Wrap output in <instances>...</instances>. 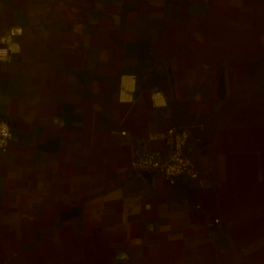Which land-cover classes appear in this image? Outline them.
<instances>
[{"label": "crops", "instance_id": "crops-1", "mask_svg": "<svg viewBox=\"0 0 264 264\" xmlns=\"http://www.w3.org/2000/svg\"><path fill=\"white\" fill-rule=\"evenodd\" d=\"M0 2V35L24 29L0 63V264H264V122L231 118L264 58V0ZM173 125L202 184L131 169Z\"/></svg>", "mask_w": 264, "mask_h": 264}, {"label": "built area", "instance_id": "built-area-1", "mask_svg": "<svg viewBox=\"0 0 264 264\" xmlns=\"http://www.w3.org/2000/svg\"><path fill=\"white\" fill-rule=\"evenodd\" d=\"M1 12V2H0ZM24 34L23 27L9 28L8 32L0 35V63H10L21 53V44L18 38ZM137 94V77L135 75H122L118 99L121 103L134 104ZM154 107H166L167 101L161 92L151 95ZM13 133L9 123L3 119L0 92V151H7ZM143 149L138 157L131 163V169L141 175L143 172H152L164 178L169 184L175 185L180 179H197L202 184V176L192 159L186 156V149L191 145L190 132L182 127L170 126L166 130L153 133L143 141ZM151 142H162V150L148 148ZM220 225V219L214 220ZM212 236V233L210 234Z\"/></svg>", "mask_w": 264, "mask_h": 264}, {"label": "rangeland", "instance_id": "rangeland-1", "mask_svg": "<svg viewBox=\"0 0 264 264\" xmlns=\"http://www.w3.org/2000/svg\"><path fill=\"white\" fill-rule=\"evenodd\" d=\"M232 104L234 123L264 122V58L235 94Z\"/></svg>", "mask_w": 264, "mask_h": 264}, {"label": "water", "instance_id": "water-1", "mask_svg": "<svg viewBox=\"0 0 264 264\" xmlns=\"http://www.w3.org/2000/svg\"><path fill=\"white\" fill-rule=\"evenodd\" d=\"M204 143L205 142H198L197 144L200 146V145H203ZM191 152H192V148L188 147L185 152L186 156L190 157ZM128 260H129V256L127 255L126 252H120L117 256V261L119 263H126L128 262Z\"/></svg>", "mask_w": 264, "mask_h": 264}, {"label": "trees", "instance_id": "trees-1", "mask_svg": "<svg viewBox=\"0 0 264 264\" xmlns=\"http://www.w3.org/2000/svg\"><path fill=\"white\" fill-rule=\"evenodd\" d=\"M248 124H253V123H248Z\"/></svg>", "mask_w": 264, "mask_h": 264}]
</instances>
